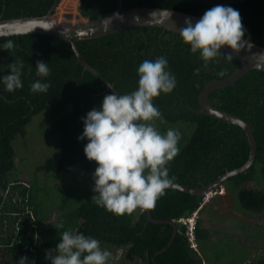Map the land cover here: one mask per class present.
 <instances>
[{"label":"trees","instance_id":"obj_1","mask_svg":"<svg viewBox=\"0 0 264 264\" xmlns=\"http://www.w3.org/2000/svg\"><path fill=\"white\" fill-rule=\"evenodd\" d=\"M55 1L0 0V17L3 20L42 17ZM118 1L80 0L79 9L83 17L97 20L116 11ZM226 1L231 0H124V7L173 9L202 17L208 9ZM232 1L236 2L225 6L239 11L246 30L244 37L264 47V0ZM9 38L14 41V47L9 50L0 48V77L9 74V65L16 59L23 60L24 69L22 89L6 92L0 85V264H18L22 257L29 259L25 264H50L46 251L57 247L61 242L60 233L67 229H78L91 235L107 249H126L124 259L130 262L206 264L203 255L208 256L206 245L210 241V230L203 228L202 214L211 212L219 199L223 198V204L227 203L225 195L218 192L205 202V195L167 190L151 212L155 220L175 221L178 227L176 237L173 225L148 223L146 210L116 215L98 207L93 199V174L97 164L86 158L87 139L81 141L78 137L84 130L82 118L93 107H99L104 96L112 90L84 69L70 42L45 35H23L0 37V45ZM78 48L87 63L121 94L138 87L137 68L143 60H154L162 55L167 57L177 78V86L172 93L154 98L162 113L154 123L161 132L176 128L183 134L181 152L168 165L170 175L176 177L175 183L201 188L247 163L250 143L246 133L234 124L198 113L201 109L199 97L205 85L229 77L239 67V61H227L221 57L204 69L199 53H191L179 33L160 27H136L82 40L78 42ZM41 60L49 63L51 74L47 80L51 87L46 93L33 94L30 85L38 79L35 66ZM196 68L201 69L199 75L195 73ZM221 70L226 73L223 77L217 75ZM209 100L218 109L249 123L257 141L254 165L246 173L223 184L227 195L234 196L230 200L233 202L230 214L233 218L238 214L245 216L244 211L262 214L264 190L247 189L246 185L253 182L255 186H264V71L251 70L234 85L212 92ZM45 109L53 119L50 132L54 138H59L60 156L48 158L36 172L60 177L80 166L84 173L81 184L88 187V192H77L73 187L62 189L59 202H44L43 196L36 199L35 187L13 175L17 165L15 142L19 137L26 138L34 117ZM36 182L35 186H38ZM76 199L80 200L79 204L73 205ZM53 207L59 208L60 215L55 224H50L49 212ZM196 212L195 232L200 252L193 249L187 235L188 227L182 221ZM217 218L220 219L210 218V221H224L220 214ZM61 223L63 228L54 226ZM162 250L164 252L160 253ZM218 257L221 256L215 259ZM233 258L244 264L252 256L240 247L233 253ZM249 264H264V258L252 260Z\"/></svg>","mask_w":264,"mask_h":264},{"label":"clouds","instance_id":"obj_2","mask_svg":"<svg viewBox=\"0 0 264 264\" xmlns=\"http://www.w3.org/2000/svg\"><path fill=\"white\" fill-rule=\"evenodd\" d=\"M245 31L238 10L216 5L195 23L190 17L186 18L185 26L178 32L191 53H199L202 67L207 69L210 63L221 57L232 61L233 55L222 53L221 49L226 46L238 53L246 44ZM13 47L14 41L10 38L0 45L4 50ZM9 68V74L0 77V85L6 92H15L23 87L24 62L16 59ZM35 68L38 79L31 83L30 91L33 94L46 93L51 87L47 80L51 74L49 63L37 61ZM200 71L196 68V75ZM137 74L139 79L135 90L126 94L117 90L110 92L99 107H93L82 118L84 130L78 137L81 141L87 139L86 158L97 164L93 174L94 202L116 215L153 209L166 191L175 185L176 177L170 175L168 165L181 152L183 139L179 129L169 128L161 132L154 123L162 115L154 98L172 93L177 86V78L167 57L162 55L154 60H143ZM225 74L224 70L217 72L219 77ZM224 191L221 186L204 194V200L208 202L218 192L225 195ZM54 226L63 228L62 223ZM60 235L61 242L57 247L46 251L50 264H109L112 252L102 247L99 239L78 229H67ZM195 251L200 252V246ZM28 260V257H22L18 264H25Z\"/></svg>","mask_w":264,"mask_h":264},{"label":"water","instance_id":"obj_3","mask_svg":"<svg viewBox=\"0 0 264 264\" xmlns=\"http://www.w3.org/2000/svg\"><path fill=\"white\" fill-rule=\"evenodd\" d=\"M234 2L236 1H226L221 5L225 6ZM58 4L59 0H56L50 11L42 17H22L6 20H3L2 17H0V37L45 35L66 40L70 42L79 63L84 67V69L100 78L112 91L116 90L115 86L111 84L100 72L88 64L80 53L78 48L79 41L100 38L136 27H160L165 30L179 33L178 31L185 26L186 18L190 17L193 23L201 18V16L176 11L173 9L149 7H136L127 9L124 7V0H119L116 11L97 20H91L89 18L83 17L82 20L73 22L72 16H70L68 19L60 21L54 16ZM244 40L246 41L245 47L238 53L226 46L221 49L222 53H231L233 55V59L239 61L240 65L229 77L222 80H212L205 85L199 97L201 109L198 113L205 114L228 124H234L240 127L246 133L250 143L249 159L242 167L226 172L224 175L220 176L209 185H205L201 188H189L175 183V185L170 189H177L192 195H204L206 193L218 190L230 178L242 173H246L247 170H249L255 163L257 155V141L252 127L242 118L218 109L209 100L210 94L212 92L220 88L234 85L251 70L264 71V47L245 37ZM146 212L148 223L173 225L175 230L174 237H176L178 227L175 221L155 220L152 216L151 209L146 210ZM171 244L172 243H170L168 246H171ZM162 252H164V250H162L160 253Z\"/></svg>","mask_w":264,"mask_h":264},{"label":"rangeland","instance_id":"obj_4","mask_svg":"<svg viewBox=\"0 0 264 264\" xmlns=\"http://www.w3.org/2000/svg\"><path fill=\"white\" fill-rule=\"evenodd\" d=\"M79 5L80 0H59L54 16L60 21L66 20L70 16H72L73 22L80 21L83 19V16L81 15ZM52 121L53 119L49 110H43L34 117L32 124L28 127L26 138L19 137L15 142L17 165L13 175L16 177L15 179L23 181L26 185H33L36 189L34 190L36 199H41L43 196L44 202L52 200L59 202L60 191L64 188L71 189L73 187L77 192H88V187L81 184L84 181V173L80 166L71 169L70 173L60 177L36 172V169L48 158H58L60 156L59 138H54L50 132ZM36 181H38V186H35ZM246 188L264 190L262 184L255 186L253 182L248 183ZM224 192V201L226 202L227 200V203L223 204V198L219 199L215 202V206L211 212L205 211L202 214V226L205 230H210V241L206 245L208 256L203 255L206 264H224L226 261L229 264H241L233 258V253L237 249L239 250L240 247H243L244 252L252 256L249 262L264 258V213L256 214L244 211L243 214L246 213L245 216L238 214L237 218H233L230 214L233 202H230V200L234 196H229L226 191ZM79 201V199H76L73 205L79 204ZM49 213V223L55 224L60 215L59 208H50ZM219 214L223 216V222L210 221L211 219H220L217 218ZM42 229L44 232L45 228ZM41 238L42 236L39 237V240ZM215 240L222 241L215 242ZM108 250L112 252L109 264H140L139 260L130 262L124 259L126 249L110 247ZM219 255L221 257H218L219 259L216 260L215 258ZM249 262L244 264H249Z\"/></svg>","mask_w":264,"mask_h":264},{"label":"built area","instance_id":"obj_5","mask_svg":"<svg viewBox=\"0 0 264 264\" xmlns=\"http://www.w3.org/2000/svg\"><path fill=\"white\" fill-rule=\"evenodd\" d=\"M208 200V199H207ZM206 202V200H205ZM197 216H198V212H196L192 217L186 219V220H182L184 222V224L187 225L188 230H187V235L189 237V240L191 242V245L193 247V249L198 251V244H197V239H196V224H197Z\"/></svg>","mask_w":264,"mask_h":264}]
</instances>
